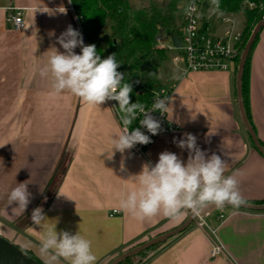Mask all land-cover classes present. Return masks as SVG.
Here are the masks:
<instances>
[{
  "label": "crops",
  "instance_id": "1",
  "mask_svg": "<svg viewBox=\"0 0 264 264\" xmlns=\"http://www.w3.org/2000/svg\"><path fill=\"white\" fill-rule=\"evenodd\" d=\"M71 8L70 0H0V235L43 261L40 246L48 229L79 232L91 241L95 264H109L127 250L177 229L189 211L175 218L161 213L141 221L121 210L119 201L137 187L132 176L145 163L155 164L161 152L167 150L187 160L188 151L173 142L186 133L196 136L198 147L208 155L216 153L225 160V175L237 174L246 203L264 201V157L242 122L234 69L186 72L183 65L173 64L161 75L163 60L157 84L172 90L168 118L178 131L160 136L142 154L126 150L109 159L111 139L121 130L111 101L94 106L66 91L56 94L51 77L39 74L51 47L63 51L56 38L69 25L87 45ZM212 8L204 11L209 35ZM16 10L25 21L21 31L6 21ZM74 51L79 54L80 48ZM174 73L179 79L172 78ZM248 105L251 126L264 143V28L250 59ZM63 156L67 163L57 189L43 204ZM25 181L32 195L27 210L21 212L15 204L8 205V193ZM37 207L46 216L39 225L31 219ZM114 210L119 213L111 217ZM222 211L230 214L223 222L219 219ZM202 212L209 214V225L219 229L225 255L211 258V236L193 224L141 264H264V212L228 206L219 210L214 205Z\"/></svg>",
  "mask_w": 264,
  "mask_h": 264
},
{
  "label": "clouds",
  "instance_id": "2",
  "mask_svg": "<svg viewBox=\"0 0 264 264\" xmlns=\"http://www.w3.org/2000/svg\"><path fill=\"white\" fill-rule=\"evenodd\" d=\"M211 3V11L216 12L219 0H211ZM195 11L194 3L186 9L188 15ZM56 43L63 51L51 47L47 63L39 70L41 77H51L56 94L66 91L94 106L108 101L118 102L121 130L111 139L112 149L108 158L111 159L115 152L123 154L137 144L151 143L150 136L141 128L129 131L130 126L142 116L140 126L153 136L159 134L161 123L152 113L166 114L172 99L157 95L151 108L138 101L132 103L130 93L133 89L125 82L124 74L118 71L121 63L117 61L116 54L102 59L95 44L85 45L82 34L71 25L56 38ZM78 47L79 54L74 51ZM172 78L179 79V76L174 73ZM173 142L178 148L188 151L187 160L165 150L159 154L155 164L145 163L142 170L132 176L137 187L128 190L120 199L121 210L143 221L161 213L175 218L185 210L193 216H200L209 205L223 210L227 205L239 208L245 204L238 188L237 174L225 175L226 163L220 155H208L198 147L196 136L190 133L178 140L174 138ZM121 170H124L123 164ZM31 195L28 183H19L8 193V205L15 204L16 209L25 212ZM45 217L41 208L32 210L33 223L39 225ZM40 254L43 264H59L60 260L67 264H95L97 259L90 240L79 232H58L56 228H50L44 234Z\"/></svg>",
  "mask_w": 264,
  "mask_h": 264
},
{
  "label": "trees",
  "instance_id": "3",
  "mask_svg": "<svg viewBox=\"0 0 264 264\" xmlns=\"http://www.w3.org/2000/svg\"><path fill=\"white\" fill-rule=\"evenodd\" d=\"M70 1L80 19V25L87 45L95 44L97 52L102 59L107 58L110 54H116L117 61L121 63L118 71L124 74L125 82L129 83L133 89L130 93V101L132 103L138 101L147 106L152 100V91L159 87L157 76L160 63L165 59L168 51L156 45L157 36L163 32H173L178 37L182 36L183 9L180 5V0H139L141 7L138 10L134 0ZM245 2H252L255 7L250 9L244 5ZM208 5L209 3L207 2L204 11L207 10ZM219 7L224 14L243 13L244 28L241 34V42L242 50H244L255 26L259 22L264 21V0H219ZM203 26L206 28V24ZM257 38L249 53L243 76L244 105L250 124L248 74L250 59ZM239 65L240 58H237L234 65L235 72L238 71ZM150 73H155V75H150ZM137 81H139V84H137ZM135 128L138 127L134 121L130 126V131ZM261 144L264 146V143ZM66 159L67 157L63 156L47 187L45 197L49 196L48 201H50L57 189L60 176L66 167ZM249 203L264 204V201ZM168 241L155 245L147 251L141 252L138 256L145 257L149 251L159 250ZM23 251L39 264H43V261L33 254L26 250ZM133 257L126 259L120 264H130ZM142 262L143 259L138 263L141 264Z\"/></svg>",
  "mask_w": 264,
  "mask_h": 264
},
{
  "label": "built area",
  "instance_id": "4",
  "mask_svg": "<svg viewBox=\"0 0 264 264\" xmlns=\"http://www.w3.org/2000/svg\"><path fill=\"white\" fill-rule=\"evenodd\" d=\"M207 2L209 3V7H213L211 0H180V5L183 9L182 36L180 37L182 42L181 48H177L173 45L170 38L171 32L166 33L165 36L161 33L156 38V45L158 47L180 52L178 57H175L173 61L176 65H183V68L186 72L231 71L234 69L236 59L241 58L243 52L241 34H233L232 32H228L223 37H213L208 34L207 29L203 26L204 9ZM193 3L195 4L196 11L191 13V15H188L186 13V9ZM244 5L250 9L255 7V4L252 2H245ZM217 11H220V7ZM78 20L80 23L79 18ZM6 21L7 24L15 31H21L25 27V21L20 10L9 13L7 15ZM223 21L228 23L229 19H224ZM165 39H167L168 42ZM137 84H139V81H137ZM157 95L171 98L172 90L171 88L167 87H156L152 91V100L147 105L148 108H151V105L153 104ZM111 103L120 121L121 114L118 110V102L111 101ZM152 115L160 121L161 130L159 134L153 136L151 133H148L145 128L140 126L139 119H142V116L138 117L137 121H135L137 127L141 128V131H143L146 135H149L152 142L147 145L137 144L131 149L132 155L142 154L144 149L154 145L160 136L170 135L178 131L179 127L169 120L168 112L164 115H161L159 112H155L152 113ZM118 213L119 211L114 210L110 216L113 217ZM208 215V213L201 212L200 216H195L194 224L198 228L207 231L211 236V258L221 257L225 255L226 248L219 238V229L213 228L209 225L207 221ZM229 216L230 214L222 211L219 215V219L221 222H223Z\"/></svg>",
  "mask_w": 264,
  "mask_h": 264
},
{
  "label": "water",
  "instance_id": "5",
  "mask_svg": "<svg viewBox=\"0 0 264 264\" xmlns=\"http://www.w3.org/2000/svg\"><path fill=\"white\" fill-rule=\"evenodd\" d=\"M263 28H264V21L259 22L255 26L242 52V55L240 58V65L237 71L236 86H237L238 102H239V109H240L242 122L245 128L247 129L255 147L264 157V146L261 144V142L257 138V135L255 134L251 124L248 121L247 114L245 111V105H244V97H243V76L245 72V66H246L251 48L259 32ZM170 38L175 47L177 48L182 47V42H181L180 37H177L173 32H171ZM227 206L232 207L230 205H227ZM236 209L243 210V211H249V212H264V204H251V203L245 202L244 205ZM194 218L195 216H193L190 212L185 223H183L177 229L171 232L159 235L137 247L127 250L120 256L113 259L109 264H120L121 262L125 261L128 258L136 256L140 254L141 252L147 251L148 249H150L151 247L155 245L164 243L168 241L169 239L181 234L182 232L186 231L194 223ZM0 264H39V263L36 260H34L31 256H29L21 248H19L17 245H15L14 243L7 240L5 237L0 235Z\"/></svg>",
  "mask_w": 264,
  "mask_h": 264
},
{
  "label": "rangeland",
  "instance_id": "6",
  "mask_svg": "<svg viewBox=\"0 0 264 264\" xmlns=\"http://www.w3.org/2000/svg\"><path fill=\"white\" fill-rule=\"evenodd\" d=\"M136 3V9L138 10L141 7L140 1L139 0H134ZM224 19H229L228 23H225L223 20ZM209 32L212 35H222L225 32H232L233 34L239 33L243 30L244 28V15L242 12L236 13V14H220L219 12H215L210 18H209ZM167 42L168 40L165 39ZM242 43V42H241ZM180 54L179 51L176 50H168L166 57L162 63L161 67V75L165 74L168 72L169 67L173 66L174 61L173 59L175 57H178ZM176 65V64H175ZM181 65V64H179ZM163 77V76H161ZM160 80V78L158 79ZM67 160V159H66ZM49 200V196L47 195L45 197L44 203L46 204L47 201ZM153 251H149L148 254L145 257H140L136 255L133 257V260H131L130 264H137L140 262L142 259L147 258Z\"/></svg>",
  "mask_w": 264,
  "mask_h": 264
}]
</instances>
